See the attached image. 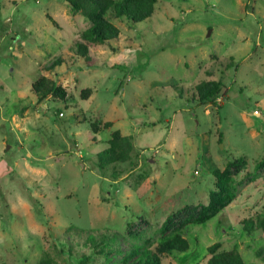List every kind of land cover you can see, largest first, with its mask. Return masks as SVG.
Wrapping results in <instances>:
<instances>
[{
    "label": "rangeland",
    "instance_id": "1",
    "mask_svg": "<svg viewBox=\"0 0 264 264\" xmlns=\"http://www.w3.org/2000/svg\"><path fill=\"white\" fill-rule=\"evenodd\" d=\"M108 16L118 36L99 42L68 0H0V263L128 264L132 246L179 233L188 249L163 264H208L215 241L264 264L262 229L242 225L264 216V0H159L136 23ZM41 77L53 86L42 97ZM208 80L222 81L216 104L196 97ZM115 129L131 148L100 168ZM239 156L222 173L232 195L204 209L214 169Z\"/></svg>",
    "mask_w": 264,
    "mask_h": 264
},
{
    "label": "trees",
    "instance_id": "2",
    "mask_svg": "<svg viewBox=\"0 0 264 264\" xmlns=\"http://www.w3.org/2000/svg\"><path fill=\"white\" fill-rule=\"evenodd\" d=\"M71 7L75 10H79L85 17L91 22V27L87 29L86 35L90 40L99 42L110 41L118 36V27L108 18L110 16H116L125 18L130 23H136L140 20L151 16L155 5L159 0H68ZM77 50L82 56L87 65H94L96 63V57L91 53L88 42H77ZM231 64V62H230ZM41 77L33 82V89L39 93V96H44L50 91H53V86L44 83ZM222 81L220 80H208L197 86V99L199 101H209L214 104L218 103L217 98L220 94ZM56 90H63L59 86L54 87ZM192 97V96H191ZM54 114V113H53ZM55 116V114H54ZM109 144L103 149L98 151V166L103 168L107 165V162L124 159L127 156L128 150L131 148V142L125 135H121L118 129L112 132ZM244 162L242 156L237 157L233 161L229 162L223 171L215 170L217 173V185L210 192L209 203L204 209L209 211L218 210L224 202L232 195L229 186L225 181V177L222 173L228 171L231 166H237ZM264 210V207H263ZM243 229L247 232H251L256 227H260L264 233V216L248 217L242 222ZM89 232V231H88ZM92 236H87L86 240H89L92 244L105 241L106 235L99 233L96 236L94 233H90ZM107 238H116L107 235ZM220 246V241H215L207 246V251L211 253L208 264H245L244 259L237 248H231L227 250L217 251ZM188 249V242L186 238L182 237L179 233L163 240L154 247H139L134 245L128 251L126 258L135 257L128 264H163L162 259L165 253H172L174 251H186ZM48 255V253H46ZM36 264H58L49 255H43L36 259ZM10 264V263H0Z\"/></svg>",
    "mask_w": 264,
    "mask_h": 264
},
{
    "label": "built area",
    "instance_id": "3",
    "mask_svg": "<svg viewBox=\"0 0 264 264\" xmlns=\"http://www.w3.org/2000/svg\"><path fill=\"white\" fill-rule=\"evenodd\" d=\"M60 113H62V112L60 111Z\"/></svg>",
    "mask_w": 264,
    "mask_h": 264
},
{
    "label": "crops",
    "instance_id": "4",
    "mask_svg": "<svg viewBox=\"0 0 264 264\" xmlns=\"http://www.w3.org/2000/svg\"><path fill=\"white\" fill-rule=\"evenodd\" d=\"M18 39V38H17Z\"/></svg>",
    "mask_w": 264,
    "mask_h": 264
}]
</instances>
